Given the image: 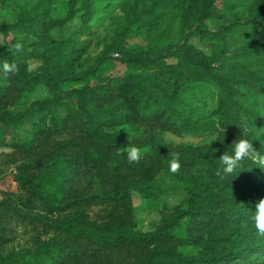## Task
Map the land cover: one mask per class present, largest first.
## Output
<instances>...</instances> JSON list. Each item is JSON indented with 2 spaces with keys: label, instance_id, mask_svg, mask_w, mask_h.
Listing matches in <instances>:
<instances>
[{
  "label": "trees",
  "instance_id": "16d2710c",
  "mask_svg": "<svg viewBox=\"0 0 264 264\" xmlns=\"http://www.w3.org/2000/svg\"><path fill=\"white\" fill-rule=\"evenodd\" d=\"M90 1L97 0H69L67 15L54 19L53 0H38L10 29H28L44 38L67 26L77 3ZM182 1L151 0L141 12L129 14L105 52L123 54L137 23L155 27L163 21L167 29ZM193 2L196 26L180 45L140 50L120 60L127 71L119 75L109 74L113 63L107 61L80 76L82 86L70 88L49 55L26 54L43 62L50 98L0 117V130L37 111L53 120L54 110L65 107L66 115L48 130L38 131L41 143L13 146L22 155L12 176L20 208L0 202V226L28 220L29 213L37 212L61 240L0 255V264H83V259L94 256V249L123 250L136 259L133 264H264V233L256 229L253 218L256 203L264 199V168L248 158L233 174L236 177L217 174L219 158L242 136L264 154V0ZM235 5L247 14L244 22H227L207 32L208 22L222 19L221 7ZM0 32L8 36L5 28ZM202 37L210 41L202 46L193 43ZM237 41L241 46L230 52ZM88 49L76 50L71 61L78 65ZM90 80L97 85L88 87ZM196 82L217 90L215 109L200 122L185 112L183 101ZM65 100H75L76 107H68ZM124 126L140 129L142 137L130 140L116 131ZM161 132H213L217 140L202 146L167 144L160 139ZM60 134L69 137L43 152L44 142ZM132 146L142 152L137 162L127 159ZM173 159L180 163L176 173L170 170ZM139 189L154 201L182 192L187 207L162 213L152 231L138 232L132 193ZM181 226L183 235L173 236Z\"/></svg>",
  "mask_w": 264,
  "mask_h": 264
},
{
  "label": "rangeland",
  "instance_id": "374dc122",
  "mask_svg": "<svg viewBox=\"0 0 264 264\" xmlns=\"http://www.w3.org/2000/svg\"><path fill=\"white\" fill-rule=\"evenodd\" d=\"M37 1L11 0L7 4H0V27L8 30L6 38L0 32V117L13 116L25 110L35 100L50 98V92L45 87L43 77V62L28 58L26 54L49 55L59 66L60 72L64 73L65 82L70 88H74L82 86L83 83L77 81L79 77L87 74L98 64L103 65L111 61L113 68L109 74L119 75L127 71L120 60L131 57L140 50L148 51L157 47L166 49L180 45L184 36L195 28L196 25L193 24L192 19L198 14L193 0H183L178 5L177 16L167 29L164 28L163 21H158L155 27L137 23L132 26L126 39V51L115 55L106 53L105 48L112 41L116 29L124 23L129 14L139 13L143 8L150 6L151 0H97L85 5L77 3L73 18L67 26L62 30L53 29L41 39L28 29L21 32L11 30L10 26L19 20L22 12L32 8ZM236 7L237 5L227 9L221 7L222 19L208 22L207 32H213L218 25L228 24L227 22H244L247 14ZM69 10V0H53L51 17L61 19L67 15ZM209 41L210 39L204 37L200 40L193 39V43L199 46ZM17 44L20 45L19 49L16 48ZM86 46H89V49L78 65L72 62V58L77 56L76 50ZM240 46V41H237L230 48V52ZM5 63L14 64L16 71L5 72L3 70ZM58 77H60L58 74L55 75L56 79ZM96 85L97 82L94 80L88 83L90 88ZM216 94L217 90L208 83H193L192 89L183 94L185 112H189L195 122L207 120L215 109ZM64 102L68 107H76L75 100ZM65 115V107L54 110L53 120L44 112L37 111L28 120L17 123L11 128H1L0 202L3 205L9 204L20 208L15 197L16 184L12 176L22 155L16 153L13 146L31 144L35 141L41 143L38 139V131L48 130L54 121H58ZM116 131L130 140L142 137V131L131 126L120 127ZM68 137L67 134H60L44 142L41 148L43 152H49L54 142ZM159 137L167 144L202 146L209 144L210 140L217 139V134L213 132L179 134L161 132ZM132 196V213L136 229L142 233L152 231L159 223L162 213L172 214L178 207L183 209L187 207L186 196L182 192L166 193L157 201L150 199L142 189L134 191ZM42 216L37 212H31L28 220L0 226V255L34 250L43 244L59 242L61 237L47 227V222ZM183 233L184 226H181L174 230L172 235L178 238ZM178 249L182 252H193L189 248L178 247ZM135 260L133 257L126 256L123 250L94 249V256L83 259L82 263L133 264Z\"/></svg>",
  "mask_w": 264,
  "mask_h": 264
},
{
  "label": "clouds",
  "instance_id": "9594fccd",
  "mask_svg": "<svg viewBox=\"0 0 264 264\" xmlns=\"http://www.w3.org/2000/svg\"><path fill=\"white\" fill-rule=\"evenodd\" d=\"M16 48L19 49L20 45L17 44ZM3 70L5 72H15L16 66L9 65L8 63L3 64ZM217 139L209 141V144ZM230 149V151H229ZM142 157V152L139 148L132 146L127 152V159L129 162H137ZM248 158H255L258 163L259 168H264V154H261L260 151H256L253 148V143L244 136L238 138L234 141L221 155L219 158L221 166L218 169V175L224 177H236L233 175L236 173L237 169L242 167V164ZM180 168V163L178 160L173 159L170 162V170L173 173H176ZM241 172V171H240ZM239 172V173H240ZM254 221L255 227L260 233H264V199L258 201L255 205L254 211Z\"/></svg>",
  "mask_w": 264,
  "mask_h": 264
}]
</instances>
